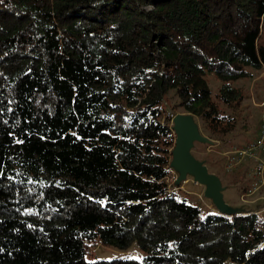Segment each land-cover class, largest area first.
Returning <instances> with one entry per match:
<instances>
[{"label": "trees", "instance_id": "16d2710c", "mask_svg": "<svg viewBox=\"0 0 264 264\" xmlns=\"http://www.w3.org/2000/svg\"><path fill=\"white\" fill-rule=\"evenodd\" d=\"M263 67L264 0H0V264H264L259 213L168 185L164 106L218 139Z\"/></svg>", "mask_w": 264, "mask_h": 264}, {"label": "rangeland", "instance_id": "374dc122", "mask_svg": "<svg viewBox=\"0 0 264 264\" xmlns=\"http://www.w3.org/2000/svg\"><path fill=\"white\" fill-rule=\"evenodd\" d=\"M151 6H146L149 9ZM209 86L212 93L217 91L220 81L208 75ZM234 85L245 95L240 106L232 112L237 117L235 129L218 139L203 128L200 118L195 117L200 132L213 140V144L195 142L191 149L192 154L199 160H203L209 172L215 173L221 180L223 186V198L229 205L240 208L241 210H261L264 208V185L255 193L247 195L241 199L242 192H247L249 187L256 182V160L249 157L242 158L241 162L228 168L229 164L234 163L226 155L229 151L236 148H246L255 143L256 136L260 128V116L264 107V67L261 69L250 68L246 78L234 82ZM178 99L174 92L170 90L166 96L164 106L168 115L182 113V109L177 107ZM221 109L227 111L223 105ZM172 123V122H171ZM238 154H236L237 156ZM177 172L170 169L167 179L168 185L180 198H185L188 202L198 205L207 211H215L216 208L211 200L203 196L204 186L193 181L191 176H187V181L180 185H175L174 181ZM258 182V179H257ZM217 211V210H216ZM259 215L264 218V210ZM88 260L113 259L134 257L141 259L144 253L133 244L127 250H119L102 244L93 243L90 248Z\"/></svg>", "mask_w": 264, "mask_h": 264}, {"label": "water", "instance_id": "95a60500", "mask_svg": "<svg viewBox=\"0 0 264 264\" xmlns=\"http://www.w3.org/2000/svg\"><path fill=\"white\" fill-rule=\"evenodd\" d=\"M172 129L175 133L174 146L171 150L170 167L177 172L174 184L180 185L191 176L193 181L204 186L203 196L211 200L216 210L226 215L242 212L240 208L226 203L223 198V186L220 178L209 172L203 160L197 159L191 152L195 142L213 144V140L203 135L193 114L176 113L171 118Z\"/></svg>", "mask_w": 264, "mask_h": 264}, {"label": "built area", "instance_id": "2783aa9c", "mask_svg": "<svg viewBox=\"0 0 264 264\" xmlns=\"http://www.w3.org/2000/svg\"><path fill=\"white\" fill-rule=\"evenodd\" d=\"M261 106L264 107V102L261 104ZM236 154H238L236 156ZM231 156V157H230ZM227 158L230 157V160H234L232 164L228 165V168H231L232 166L238 164L241 162L242 158L249 157L256 160V182L253 183L250 187V189L247 192H242L240 197L241 199H244V197H247V195L255 193L258 189H260L264 185V109L261 112L260 116V128L258 131V134L256 136L255 143L252 145H248L246 148H236L232 149L228 152L226 155ZM263 209L257 210L256 213H261ZM97 244H101V241L98 239ZM93 243L88 245L87 247V253H89L91 246Z\"/></svg>", "mask_w": 264, "mask_h": 264}, {"label": "crops", "instance_id": "0c3cea01", "mask_svg": "<svg viewBox=\"0 0 264 264\" xmlns=\"http://www.w3.org/2000/svg\"><path fill=\"white\" fill-rule=\"evenodd\" d=\"M251 187H249V189H250Z\"/></svg>", "mask_w": 264, "mask_h": 264}, {"label": "bare ground", "instance_id": "6f19581e", "mask_svg": "<svg viewBox=\"0 0 264 264\" xmlns=\"http://www.w3.org/2000/svg\"><path fill=\"white\" fill-rule=\"evenodd\" d=\"M187 181V180H186ZM185 182V181H184Z\"/></svg>", "mask_w": 264, "mask_h": 264}]
</instances>
